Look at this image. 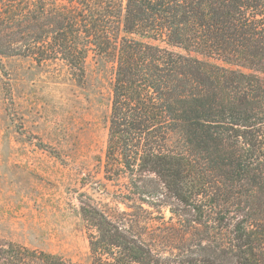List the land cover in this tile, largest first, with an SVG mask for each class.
I'll list each match as a JSON object with an SVG mask.
<instances>
[{
    "label": "trees",
    "instance_id": "obj_1",
    "mask_svg": "<svg viewBox=\"0 0 264 264\" xmlns=\"http://www.w3.org/2000/svg\"><path fill=\"white\" fill-rule=\"evenodd\" d=\"M92 54L115 63L104 179L176 223L153 243L143 206H83L90 264H264V0H0V68L83 83ZM0 264L76 263L4 242Z\"/></svg>",
    "mask_w": 264,
    "mask_h": 264
},
{
    "label": "rangeland",
    "instance_id": "obj_2",
    "mask_svg": "<svg viewBox=\"0 0 264 264\" xmlns=\"http://www.w3.org/2000/svg\"><path fill=\"white\" fill-rule=\"evenodd\" d=\"M2 63L0 244L90 264L86 205L118 222L143 206L151 219L148 238L155 243L152 236L165 235L176 223L170 207L124 201L127 179H104L115 63L92 54L83 83L60 62L9 57ZM157 249L171 251L158 243Z\"/></svg>",
    "mask_w": 264,
    "mask_h": 264
}]
</instances>
